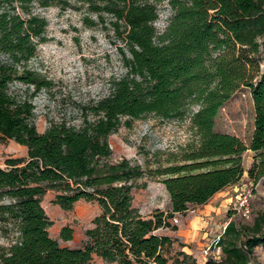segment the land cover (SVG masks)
I'll return each mask as SVG.
<instances>
[{"label": "trees", "instance_id": "1", "mask_svg": "<svg viewBox=\"0 0 264 264\" xmlns=\"http://www.w3.org/2000/svg\"><path fill=\"white\" fill-rule=\"evenodd\" d=\"M73 1L101 20L110 16L123 44L125 72L88 106L92 116L79 126L54 122L39 132L34 93L17 94L10 85L17 81L36 90L47 84L27 67L45 41L47 25L32 5L68 0H0V137L26 147V156L6 157L0 166V236L6 239L0 264H90L93 255L117 264H262L255 248L264 246V211L245 222L229 210L230 219L211 246L219 257L199 263L182 250L170 262L166 252L175 240L156 230L170 226L174 213L235 184L244 173L247 149L253 152L249 180L253 186L264 180V0ZM162 2L171 13L159 31L154 22ZM242 87L254 108L248 144L214 129L218 110ZM189 111L195 139L182 153L161 159L157 151L155 167L126 157L110 160L108 137L122 124L147 114L182 118ZM143 177H161L170 210L145 216L134 205L133 189ZM49 190L64 210L80 199L97 203L99 212L81 246L62 245L50 235L53 221L42 205ZM72 234L63 226L59 237L70 240Z\"/></svg>", "mask_w": 264, "mask_h": 264}, {"label": "rangeland", "instance_id": "2", "mask_svg": "<svg viewBox=\"0 0 264 264\" xmlns=\"http://www.w3.org/2000/svg\"><path fill=\"white\" fill-rule=\"evenodd\" d=\"M32 10L47 22L45 41L39 43L35 55L27 67L35 71L47 84L33 90L32 85L13 82L10 90L17 94L31 95L34 105V122L39 132L44 131L54 122H66L79 126L82 119L92 115L88 106L105 96L110 89V81L125 72L120 46L122 42L113 31L110 16L99 19L95 13L80 3L68 0L67 4L53 3L46 7L36 4ZM170 9L165 2L158 5L155 27L162 31L170 16ZM4 56L0 54V60ZM264 67V66H263ZM196 107L192 106L193 111ZM190 111L182 118L162 119L153 114L129 120L109 135L112 149L110 160L126 157L143 167L156 166V153L161 151V159L169 153L180 154L186 144L195 139L189 121ZM123 117L122 121L127 120ZM254 119V108L247 88L237 90L218 110L214 129L238 136L248 144ZM26 156V147L12 139L0 137V166H4L6 157ZM250 158V152L244 151L242 161ZM164 165L167 163L162 161ZM145 183V186H140ZM251 189V216L244 219L239 215L233 217L248 222L257 212L264 211V180L260 186L246 185ZM55 192L49 190L42 198V205L53 221L49 227L52 237L60 244L81 246L85 236L84 230L91 226L92 218L99 212L97 203L78 200L71 210H64L53 202ZM134 205L143 213L152 214L156 210L170 209V198L161 181V177H143L136 181L133 189ZM177 217L179 215L177 214ZM175 225V223H173ZM69 226L73 230L70 240L59 237L60 229ZM6 239L0 236V244ZM180 242H175L167 249L170 262L176 256ZM219 255V252L212 251ZM90 264H117L104 261L93 255Z\"/></svg>", "mask_w": 264, "mask_h": 264}, {"label": "crops", "instance_id": "3", "mask_svg": "<svg viewBox=\"0 0 264 264\" xmlns=\"http://www.w3.org/2000/svg\"><path fill=\"white\" fill-rule=\"evenodd\" d=\"M246 151L250 152V158H245L244 173L235 184L228 185L224 189L216 192L203 204L189 205L185 212L174 213L169 219L170 226L160 227L156 230L157 233L168 235L174 239V243L180 242L178 250L191 254L198 263L205 260L201 255L202 250L209 245H213L215 240L223 232V224L230 219L228 217V211L234 209V193L239 188L252 185L247 175V169L252 161L253 152L250 149ZM260 183H257L254 188L259 187ZM137 207L143 215H152L143 213V210L139 206ZM177 214L179 217H177ZM173 217L178 219V223L175 225L172 222ZM212 251H217L218 253L219 249H211ZM255 254L258 260L264 264V246L256 247Z\"/></svg>", "mask_w": 264, "mask_h": 264}, {"label": "built area", "instance_id": "4", "mask_svg": "<svg viewBox=\"0 0 264 264\" xmlns=\"http://www.w3.org/2000/svg\"><path fill=\"white\" fill-rule=\"evenodd\" d=\"M251 189L248 187L245 188H239L234 193V209L237 211L238 214L241 215L244 219H248L251 216V207H250V199H251ZM172 222L177 224L178 219L176 217L172 218ZM227 225V222L223 224L222 231H224L225 227ZM201 255L204 259H206L208 256L212 255L213 258H218L219 255L211 252V246L205 247Z\"/></svg>", "mask_w": 264, "mask_h": 264}]
</instances>
